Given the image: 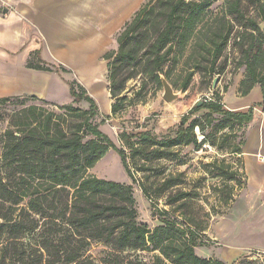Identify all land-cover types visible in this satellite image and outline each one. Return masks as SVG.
Here are the masks:
<instances>
[{
  "label": "trees",
  "instance_id": "16d2710c",
  "mask_svg": "<svg viewBox=\"0 0 264 264\" xmlns=\"http://www.w3.org/2000/svg\"><path fill=\"white\" fill-rule=\"evenodd\" d=\"M217 1L148 0L124 25L116 38L118 49L104 56L108 61L109 91L115 100L111 106L114 114L128 100L122 96L128 81L139 78L144 87L151 79L162 86L161 77L171 79L170 71L186 58L192 42L190 59L198 54L204 58L212 56L217 62L237 26L247 28L251 34L239 32L237 36L238 45L243 48L249 40L243 61L247 72L240 82L239 94L247 96L259 85L264 102V35L255 17H247L243 10V3L248 2L263 22L264 3L227 0L220 16L209 17ZM30 67L52 71L46 65ZM60 71L67 72L62 66ZM192 75L183 86L185 91ZM69 88L73 102L57 106L60 113L30 105L5 114V105L23 103L21 100L25 99L0 98V119L6 121L2 117L7 116V128L0 135V264H96L84 253L90 240L101 241L112 250L156 252L151 264H226L196 252V247L208 246L202 235L206 228L184 212L189 208L192 191H175L183 174L170 176L157 186L154 182L149 185L148 164L176 156V148L201 146L198 136L205 133V125L192 119L200 110L209 111L204 120L213 127V133L203 135L202 142L217 146L214 133H223L222 141L228 143L229 153L241 156L245 141L236 144L231 140L237 136L226 131L244 130L254 120V109L227 110L216 95V99L195 106L182 116L173 137L158 138L151 131L123 135L130 149L127 153L94 124L99 113L96 100L77 81L69 82ZM37 99L32 96L27 100ZM82 101L89 104V110L75 107ZM112 150L120 155L128 177L139 183L144 196L157 201L165 199L169 209L152 213L161 218L162 225L151 229L136 221L137 203L131 185L89 174ZM130 161L136 171L144 173L141 181ZM209 166L219 170L221 180H227V193L221 204L229 206L235 190L229 183L241 185L240 174L224 160H215ZM51 235H56V239ZM26 238H34V243H27ZM126 264L145 263L131 260Z\"/></svg>",
  "mask_w": 264,
  "mask_h": 264
},
{
  "label": "rangeland",
  "instance_id": "374dc122",
  "mask_svg": "<svg viewBox=\"0 0 264 264\" xmlns=\"http://www.w3.org/2000/svg\"><path fill=\"white\" fill-rule=\"evenodd\" d=\"M147 1L143 0L140 6L144 5ZM226 2L227 0H218L212 6L209 17L220 16L225 9L224 5ZM12 3L13 0H0V12L8 13L14 10ZM262 3H264V0H262ZM243 6L247 17H255L264 35V21H261L256 8L254 9L248 2H244ZM120 32L113 35V44L107 53L118 49L116 38ZM239 32L251 35L247 28L237 26L230 38V42L222 53V58L217 62L212 60V56L204 58L198 56V54H195V57L190 59L189 56L193 50V42L189 44L186 58L170 71L172 74L168 82L172 86V89L175 90V93L179 95L173 102L169 103L164 99L163 86L155 84L151 79L146 81L144 87H142L141 79L130 80L126 85L125 93L122 95L123 97H127L128 100L122 104V109L117 113L114 114L112 112L111 106L115 100L110 93L107 98H98V101L94 98L99 108V113L95 118L94 124L99 125L100 129L117 146L123 147L127 153L130 149L126 140L122 138L123 135L151 131L158 138L175 136L182 116L190 113L191 109L197 106L198 102L206 103L207 101L216 99V95H219L220 98L218 100L223 104V95H233L234 93L239 95L240 82L245 78L247 72L246 66L243 64L245 59L244 51L249 46V40H246L244 48L238 45V41H240V39H237ZM246 38H249V36H246ZM35 63H38V61H35ZM54 67L59 72H62V75L69 77L71 80H76L71 74L60 71L57 65H54ZM191 74L193 75L185 91L183 86ZM30 97H20L25 99L21 100L23 103L16 102L5 105L3 108L4 113L12 114L15 109L30 105H38L57 113L61 112L57 109V106L60 105H53L48 101V103L44 104L41 102L43 100L39 97H37V100H27ZM68 100L66 98L64 101ZM75 107L83 110L90 109L89 104L85 101L78 103ZM208 113V110H200L192 116V119L201 120L200 122L205 125V133L203 134L205 136L213 133L212 125L207 126L204 120ZM5 114L2 118L6 119V121L0 119V135L7 128V116ZM216 119L220 118L216 116ZM247 128L248 126L244 130L240 129V131L237 128L235 130L228 129L226 132L236 135L237 137L231 141L240 144L245 141ZM203 135L200 134L198 136L200 137L199 143H202L200 147L195 148L194 145L179 147L174 151L176 156H172L170 159H162L159 162H150L148 164L150 171L147 172L150 180L146 183H150L149 185H151L154 182L157 186L170 176L177 177V175L183 174L181 184L175 188V191L184 189V191H192L193 194V197L188 199L189 208L183 211L189 213L190 217L196 218L206 228L202 232V235L208 246H198L195 248L199 256L206 259H218L226 264H264V254L261 251L259 252L256 247V235L250 233L248 236L245 235L243 240L241 239L242 220L244 219L245 221L246 218L254 220V216L246 217L244 215L247 205L245 202L239 200V196L247 184L244 167L239 157L229 153L230 147H228V143L222 141L223 133H214L215 137L213 140L217 146L210 145L209 143L204 144L202 142ZM222 145L223 148L220 149ZM1 153L2 143H0V158ZM215 160H224L227 164L232 165L240 174L238 180L241 185L235 182L229 183L231 186H235L234 201L226 207L221 204V201H223L222 199L227 193H225L227 180H221L219 170L209 166V163ZM110 167L112 172L107 171ZM135 168V165L131 162L132 171L135 172L136 178L141 181L145 175L136 171ZM110 173L112 176H109ZM89 174L107 181H116L125 186L131 185L137 203L136 221L139 224H147L151 229L162 225L161 218L158 215L153 216L152 213L156 209H169L164 202L165 199L162 198L157 201L144 196L139 183H134L128 177L123 168L120 155L114 150L109 151L106 157L98 162L95 168L89 171ZM179 218L181 217L179 216ZM55 236L51 235V238L56 239ZM26 239L27 243H34V238ZM84 253L86 257L93 260L96 264H126L131 260L151 264L154 256L157 254L156 252L132 248L112 250L105 243L95 240H90L86 244Z\"/></svg>",
  "mask_w": 264,
  "mask_h": 264
},
{
  "label": "crops",
  "instance_id": "0c3cea01",
  "mask_svg": "<svg viewBox=\"0 0 264 264\" xmlns=\"http://www.w3.org/2000/svg\"><path fill=\"white\" fill-rule=\"evenodd\" d=\"M142 1L13 0L14 10L0 12V98L35 96L53 105L71 104L72 81L79 82L97 101L107 98L110 82L104 56L113 44V35L140 11ZM30 64L46 65L52 71L37 70ZM54 65L64 67L76 80L62 75ZM66 98L69 100L64 101ZM223 104L235 112L254 109L239 156L247 183L239 200L247 205L244 215L254 216V220H242L241 239L255 234L256 247L264 254L262 87L256 85L247 96L225 94Z\"/></svg>",
  "mask_w": 264,
  "mask_h": 264
},
{
  "label": "water",
  "instance_id": "95a60500",
  "mask_svg": "<svg viewBox=\"0 0 264 264\" xmlns=\"http://www.w3.org/2000/svg\"><path fill=\"white\" fill-rule=\"evenodd\" d=\"M161 80L164 89V94H163L164 99L169 103L173 102L176 98H178L179 95L175 93V90L172 89V86L164 76L161 77ZM202 105H203L202 102L197 103V106L199 107H201Z\"/></svg>",
  "mask_w": 264,
  "mask_h": 264
},
{
  "label": "bare ground",
  "instance_id": "6f19581e",
  "mask_svg": "<svg viewBox=\"0 0 264 264\" xmlns=\"http://www.w3.org/2000/svg\"><path fill=\"white\" fill-rule=\"evenodd\" d=\"M103 165H104V164H103ZM111 165H112V163H111ZM104 166H105V165H104ZM107 166H109V165L107 164ZM107 171H109V172H112V169H111V167H110V168H108V169H107ZM106 174H108V173H106ZM104 175H105V174H104ZM107 176H108V175H107ZM109 176H112V174L110 173V174H109Z\"/></svg>",
  "mask_w": 264,
  "mask_h": 264
}]
</instances>
